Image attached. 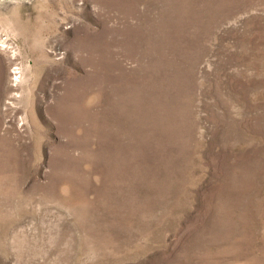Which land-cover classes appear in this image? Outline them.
Here are the masks:
<instances>
[{
	"label": "rangeland",
	"instance_id": "obj_1",
	"mask_svg": "<svg viewBox=\"0 0 264 264\" xmlns=\"http://www.w3.org/2000/svg\"><path fill=\"white\" fill-rule=\"evenodd\" d=\"M0 264H264V0H0Z\"/></svg>",
	"mask_w": 264,
	"mask_h": 264
}]
</instances>
